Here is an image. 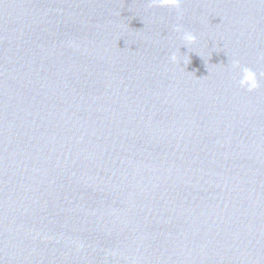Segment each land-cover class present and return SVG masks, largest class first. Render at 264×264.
<instances>
[{"label": "water", "instance_id": "1", "mask_svg": "<svg viewBox=\"0 0 264 264\" xmlns=\"http://www.w3.org/2000/svg\"><path fill=\"white\" fill-rule=\"evenodd\" d=\"M181 9L0 0V264H264V0Z\"/></svg>", "mask_w": 264, "mask_h": 264}, {"label": "clouds", "instance_id": "2", "mask_svg": "<svg viewBox=\"0 0 264 264\" xmlns=\"http://www.w3.org/2000/svg\"><path fill=\"white\" fill-rule=\"evenodd\" d=\"M154 3L159 7L175 9L178 16H182L181 0H154ZM175 31L183 34L185 45L189 46L196 42V36L190 31H185L180 25L175 26ZM171 60L174 63L179 62V58L175 55L171 57ZM234 67H240L238 61L234 62ZM240 71L242 72L239 80L240 87L247 89L249 92H253L260 87L257 75L254 71L246 67L241 68Z\"/></svg>", "mask_w": 264, "mask_h": 264}]
</instances>
